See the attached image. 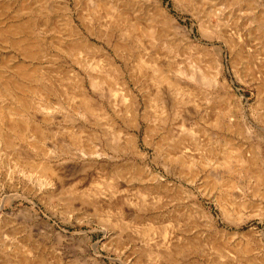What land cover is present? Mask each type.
<instances>
[{
    "label": "rangeland",
    "instance_id": "rangeland-1",
    "mask_svg": "<svg viewBox=\"0 0 264 264\" xmlns=\"http://www.w3.org/2000/svg\"><path fill=\"white\" fill-rule=\"evenodd\" d=\"M153 1L130 0V16H145ZM158 1L183 27L163 44L134 40L136 31L122 38L113 23L117 10H92L87 0H0V109L18 106L17 95L30 106H19L16 116L28 127L24 134L14 128L17 119L2 115L0 121V264H264V186L256 174L264 171V29L246 21L261 1L221 0L227 6L220 15L202 14L197 0ZM69 16L114 57L122 79L97 65L98 57L87 49H60L74 42ZM28 23L46 32L16 30ZM237 28L240 40L234 39ZM218 32L239 47L230 49ZM18 41L34 57H25ZM193 44L207 47V54L200 56ZM214 47L221 49L226 86L196 79L197 89L184 101L168 96L165 83L155 84L149 65L137 69L140 58L147 61L158 51L160 63L192 72L198 62L215 63ZM22 62L42 77L17 83L15 65ZM73 71L100 77L102 90L91 87L88 74L81 90ZM123 78L138 101V125L131 97L128 102L119 86ZM81 91L104 109L96 113L107 115H83ZM39 101L49 108H39ZM183 120L187 130L180 127ZM126 132L135 146L123 138ZM237 156L255 160L256 172ZM43 162L55 172L49 184L44 180L51 172L39 167ZM149 226L154 228L146 235L141 230Z\"/></svg>",
    "mask_w": 264,
    "mask_h": 264
},
{
    "label": "bare ground",
    "instance_id": "bare-ground-1",
    "mask_svg": "<svg viewBox=\"0 0 264 264\" xmlns=\"http://www.w3.org/2000/svg\"><path fill=\"white\" fill-rule=\"evenodd\" d=\"M88 3L92 6V10L94 9H104V10H108L110 8H113L115 10H117V14L114 15V25L115 27L118 26V30H119V33L121 35V37L123 38L124 36H127V33H133L134 31H136L138 34H136V36L131 37L137 41L139 40H143L142 38H148V39H158L162 42V44L165 42V38L166 36L170 35V33H176L178 32L179 33V29H183V27L181 28L179 26V23L177 21V19L171 15L169 13V11L163 7L160 3V1L158 0H154L153 3H151V6L147 9L146 11V15L145 16H141V15H135L134 17L133 16H130V4H129V1H125V0H115L116 3L113 4L110 2V0H87ZM148 1V0H147ZM184 1H188L189 3L192 1V0H184ZM244 0H234V2H243ZM252 1V0H251ZM253 1H261L260 4L262 7L261 9H258V13L256 14V16H253L249 19H247V23L248 24H255L258 28H262L264 29V0H253ZM65 6V5H64ZM133 6V5H131ZM194 6V4H193ZM196 6L199 10V12H201L202 14H210V13H214V14H222V10L225 6H227L226 2H223L221 0H197V3H196ZM26 7V6H25ZM24 7V8H25ZM69 9L68 7H65V9ZM249 8L250 9H253V7L251 5H249ZM255 8H256V4H255ZM73 10V9H72ZM91 12V11H90ZM104 12V11H102ZM83 13V12H82ZM70 14V13H69ZM85 14V13H83ZM139 14V13H138ZM83 15H80L79 17L81 18V20L85 23V17L83 18L82 17ZM145 17L146 20H147V23H145L144 25H141V21H142V18ZM106 20V19H105ZM206 20V19H204ZM88 21V20H87ZM245 21V23H246ZM68 25H69V29H71V33L73 34L74 36V42L72 44H69V46H66V47H60V49L64 50L66 53L70 54L72 51H76V50H79V49H87L89 51H91L94 55H96L98 57V59L96 60V64L98 65H101L104 69H106L110 75L116 77V78H119V79H122L123 75H124V71L122 69V67L120 65H118L115 60H114V57L101 45H98L94 42H91L88 38H86L84 35H83V32L80 30L79 26L77 24H73V19L71 16H69V19H68ZM146 22V21H145ZM92 23V22H91ZM202 23L203 25L205 26V28L209 27V25L207 23H205V21L202 20ZM90 26V25H89ZM45 27V26H44ZM43 26H41V24H38V25H35L33 23H28L26 25H23L21 27H18L16 28L17 31L23 29V30H26L27 32H33V31H37L38 33H41V32H46V27L44 28ZM180 27V28H179ZM242 28L243 25H241ZM255 27V26H254ZM230 28V27H229ZM240 28V27H239ZM239 28H237L238 30L236 31L237 33V38H234V39H238L240 40L242 38V35L239 33ZM231 29V28H230ZM241 29V28H240ZM246 29V28H245ZM252 29V28H251ZM253 30V29H252ZM16 31V32H17ZM205 31V30H204ZM219 31V30H218ZM230 31V30H229ZM227 32V31H226ZM225 32V33H226ZM140 33L144 34L143 36H140ZM220 35V38L230 47V49H235L236 47L238 48L239 45L237 44V40L236 42H234L232 39L233 38H229L228 36H225L227 33L230 34V32H227L226 34L222 33V32H218ZM235 34V33H234ZM135 35V34H134ZM172 35V34H171ZM170 35V36H171ZM228 35V34H227ZM24 36V35H23ZM236 36V35H234ZM136 37V38H135ZM111 36H107L106 39H107V43L110 44L111 42ZM13 39V38H11ZM145 40V39H144ZM48 41V40H47ZM18 46L21 47L23 49V53H24V56L25 57H34L33 52L31 51H27V45H23L21 41H18ZM43 43V42H42ZM112 43V42H111ZM168 43V42H167ZM68 44V43H67ZM201 44V43H200ZM122 45V44H121ZM124 45V44H123ZM195 46V47H194ZM114 50L117 51V49L119 50L120 49V44L119 43H116L114 46ZM200 46L199 45H192L191 48H197L199 49L198 52H199V55L201 56H204L207 54V47H204V48H199ZM217 47V46H216ZM214 47L215 51L217 52L218 56L217 58H215V63L214 62H211L210 65H206L208 67H201V64L200 62H198V64L196 66H193L195 67V70H193L192 72L190 71H187L186 69H183L181 68L180 66L178 65H174V64H170V63H167V64H162L160 63L159 61H157V58L160 57L162 54V52H158V51H154L153 52V55H151L152 57L149 59H147V61L143 60V59H139L138 60V67L137 69L141 70L142 66L143 65H149V67L151 68V73H152V79L153 81L155 82L156 85H160L162 83H165L167 89L164 90V92H167L168 96H169V93L171 94V96L173 95L174 97L177 96L180 98V96H182V100L185 98V100L189 97H191V95H193L195 89H197V84H196V79H207L208 80H211V82H214V83H221L223 86H226V81H225V77L223 75V71H224V61H222V57H221V49L220 48H216ZM50 48V47H49ZM122 50V49H121ZM175 51V50H174ZM173 51V52H174ZM40 52V51H39ZM210 52V51H209ZM243 52V51H242ZM49 53V52H48ZM152 54V53H151ZM176 54V53H175ZM245 55V53H243ZM40 55V54H39ZM166 55V54H165ZM169 55V54H167ZM172 56V55H171ZM253 56V55H252ZM176 57V56H175ZM245 57V56H244ZM255 57V55H254ZM253 57V58H254ZM89 58V57H88ZM236 58L237 60H241L243 59V55L238 51V53L236 54ZM86 59V58H85ZM164 60V59H163ZM26 61V60H25ZM191 61V60H190ZM193 61V60H192ZM206 61V60H205ZM171 62V61H170ZM175 62V61H174ZM173 62V63H174ZM239 62V61H238ZM84 63V62H83ZM172 63V62H171ZM209 63V62H208ZM91 64V63H90ZM195 64V63H194ZM200 64V65H199ZM83 65V64H82ZM86 65V64H85ZM211 66V67H210ZM32 66H30L31 68ZM43 67V66H42ZM48 67V66H47ZM148 67V68H149ZM213 67V70L211 69ZM248 67V65L246 66ZM15 68H16V73H17V78H16V82L18 83V79L19 78H31V77H42L39 75V73H41L39 70H36V69H29L28 66L25 64V62L23 63H16L15 65ZM56 68V67H55ZM79 69V68H78ZM89 69V68H87ZM97 69V68H96ZM249 69V68H248ZM49 70V69H47ZM51 70V69H50ZM66 70L64 67H60L59 69V72L61 71H64ZM86 70V69H85ZM90 71V70H88ZM247 71V70H246ZM92 72V71H91ZM196 72H198V74H196ZM73 76H75V78L77 79L78 81V84H79V87L81 88V90H83L84 86H85V81H86V78H87V74L84 75L82 74L81 72L79 71H73ZM48 75V74H47ZM89 75V81H90V85L91 87L97 91V89H101V83H103V79H101L100 77H97V76H91L90 74ZM133 75V74H132ZM72 76V77H73ZM102 76V75H101ZM47 77V76H46ZM106 77V76H105ZM133 78V77H132ZM54 79V78H53ZM74 79V78H73ZM126 80V79H125ZM123 78V80H120L119 81V86L121 87V90H122V95L127 98H130L131 97V102H132V106H133V112L131 114H133V120H134V123H137V125L139 124V120H138V111H137V107H136V104H137V98L135 96V94L132 92L131 88L129 87L128 83L126 82ZM55 82V81H54ZM57 84V83H56ZM32 85V84H31ZM114 86V85H113ZM164 86V84H163ZM218 86V85H217ZM58 88V86H57ZM111 88V87H110ZM159 88V87H158ZM162 88V87H161ZM227 88V87H226ZM14 89V88H13ZM16 89H20L19 86L16 85ZM42 89V88H41ZM44 89V88H43ZM55 89V88H54ZM163 89V88H162ZM61 90H63L61 88ZM102 90V89H101ZM203 90V89H202ZM55 91V90H54ZM79 91V90H78ZM17 92V91H16ZM64 92V91H63ZM61 91V93H63ZM164 92L163 90H161L159 88V90L156 92L157 96L159 97V101H161V104L162 106H164V103L166 102V98H164ZM159 93V94H158ZM49 94V93H48ZM155 94V95H156ZM161 94H163V96H160ZM23 95V94H22ZM65 95V94H63ZM130 96V97H129ZM156 96V97H157ZM54 97V96H53ZM147 97V96H146ZM155 97V98H156ZM15 99V102L18 104V106L16 105H11V106H7L5 108H2L0 109V121H1V117L2 115H7L10 119H17L18 117L17 116V113L19 111L18 107L21 106L22 110L23 108H27L29 105L26 101H24L23 99H21V96L17 95V97H13ZM128 98H127V101H128ZM151 98V97H150ZM145 100V99H144ZM181 100V101H182ZM130 101V100H129ZM128 101V102H129ZM174 101V100H173ZM184 101V100H183ZM151 102V101H150ZM153 102V101H152ZM169 102V101H168ZM47 103V102H46ZM129 104V103H128ZM139 104V103H138ZM149 104V103H148ZM151 104V103H150ZM33 105V104H32ZM39 105V108L41 109H48L49 108V105L48 104H45V103H38ZM52 105V104H51ZM71 105V104H70ZM81 106H82V114L83 115H86V114H90V113H94L96 110H104L98 103V101L96 100V98H94L92 95L88 94L86 91H81ZM103 106V105H102ZM149 106V105H148ZM156 106V105H155ZM30 107V106H29ZM53 107V106H52ZM117 107V106H116ZM130 107V105H129ZM166 108V106H165ZM55 109V108H54ZM117 110V108H115ZM80 110V109H79ZM151 110V109H150ZM119 111V110H117ZM149 111V110H147ZM80 112V111H79ZM97 112V111H96ZM95 114H98L96 113ZM189 112V111H188ZM101 113V111H100ZM99 113V114H100ZM103 113H105L107 115V113L104 111ZM101 113V115L103 114ZM184 114V113H183ZM187 114V113H186ZM190 114V113H189ZM110 115V113H109ZM113 116V115H112ZM185 116V115H183ZM196 116V115H195ZM85 117V116H84ZM102 117V116H101ZM176 117V116H175ZM189 117V116H188ZM191 117V115H190ZM114 118V116H113ZM112 118V119H113ZM196 118V117H195ZM109 119V118H108ZM115 119V118H114ZM183 119V118H182ZM181 119V120H182ZM192 119V117L190 118ZM110 120V119H109ZM166 120V119H165ZM18 121V124L16 126H14V128L16 129L17 128V131H19L20 133L24 134V130H27V128H25L23 126V123L20 121L19 122V119H17ZM188 121V119H187ZM106 122V121H105ZM188 123V122H187ZM192 123V122H191ZM109 124L111 125V127H113L115 129L116 127V122L114 121H109ZM190 124V123H189ZM10 126V125H9ZM119 126V125H118ZM197 126V125H196ZM180 127L182 130L186 129L187 126H186V122L183 120L182 123L180 124ZM192 127V126H191ZM189 127V128H191ZM199 127V126H198ZM32 130L34 129L33 126H31ZM109 128V127H108ZM113 129V130H114ZM196 129V127H195ZM200 129V128H199ZM122 131V129H120ZM119 130V133H121ZM187 130V129H186ZM194 130V129H193ZM35 132H38L37 129L34 130ZM78 131V130H77ZM85 132V130H84ZM88 132V131H87ZM90 132V131H89ZM195 132V131H194ZM199 132V131H198ZM83 133V132H82ZM81 133V136L83 135ZM91 133V132H90ZM116 133V132H115ZM119 133H117L119 135ZM192 133V132H190ZM96 134V133H95ZM124 134V133H122ZM120 134L122 137L123 135ZM40 135V133L38 134V136ZM92 135V134H91ZM196 135V134H195ZM198 135V134H197ZM215 135V134H214ZM115 136V134H114ZM201 136V135H200ZM199 136V137H200ZM216 136V135H215ZM129 138V140L131 141L132 145L135 146V137L131 134H129L128 132L125 133V136L123 138ZM194 137V136H193ZM220 137V136H219ZM71 138V137H70ZM75 138V136H74ZM78 138V137H77ZM83 138V136H82ZM92 138V136H91ZM195 138V137H194ZM197 138V137H196ZM126 139V138H125ZM188 139V137H187ZM186 139V140H187ZM9 139L7 138V136L4 135V139L3 141H8ZM82 140V139H81ZM124 140V139H123ZM122 140V141H123ZM199 140H202V139H199ZM74 141V140H73ZM126 141V140H125ZM124 141V142H125ZM129 141V142H130ZM188 141V140H187ZM196 141V139H195ZM77 143V140L75 141ZM74 142V143H75ZM83 142V141H82ZM123 142V143H124ZM185 142V141H184ZM189 142V141H188ZM199 142V141H198ZM80 143V141H79ZM77 144L78 147L80 146V144ZM128 143V142H127ZM194 143V142H193ZM225 143V142H224ZM82 144V143H81ZM83 144H85L83 142ZM82 144V145H83ZM90 143H87L85 145H89ZM130 144V143H128ZM197 144V142H196ZM228 144V143H227ZM194 145V144H193ZM84 146V145H83ZM94 146V145H93ZM124 146V145H123ZM125 146L128 147V145L125 143ZM196 146V145H195ZM199 146V145H198ZM203 147V145H201ZM230 147V144L228 145ZM186 147V146H185ZM200 147V146H199ZM233 146H231L232 148ZM86 149V147H84ZM92 148V147H91ZM90 148V149H91ZM193 148V146H192ZM197 148V147H196ZM236 148V147H235ZM234 148V149H235ZM239 148V147H237ZM88 150L89 153H93L94 151L92 150ZM183 149V148H182ZM81 150V149H80ZM87 150V149H86ZM104 150V149H103ZM199 150V149H198ZM222 150V149H221ZM96 151V150H95ZM133 151V150H132ZM184 151V149H183ZM195 151V150H194ZM226 151V150H225ZM83 152V151H82ZM209 152V150L207 151V153ZM86 154V155H90V154ZM96 154L100 153V151L98 152H95ZM214 153V152H213ZM102 154V152L100 153V155ZM206 154V153H205ZM209 154V153H208ZM212 154V153H211ZM219 154V153H218ZM83 155V154H82ZM92 155H95L94 153ZM200 155V154H198ZM196 156V155H195ZM201 156V155H200ZM210 156V154H209ZM208 156V157H209ZM220 156V155H219ZM233 157V156H232ZM231 157V158H232ZM210 158V157H209ZM247 158V157H246ZM237 160L241 161L242 163H247V166L253 171V172H256L255 170V167L254 165L256 164L255 160H245L244 157L242 156H237L236 157ZM228 162L229 160L226 159ZM225 159L222 160V163H224V166L226 167H229V163L226 162ZM92 164V163H90ZM249 164V165H248ZM215 165V164H214ZM142 167V165H140ZM148 166V165H147ZM146 166V167H147ZM41 169L45 170V171H49L51 172L50 176H49V179L47 180H44L45 183H48L50 182V178L52 179L51 175L54 173L55 175V172H53V169L51 168V166L49 164H47V162H43V163H40V166H39ZM140 167V168H141ZM145 167V168H146ZM232 167V166H231ZM35 168V167H34ZM133 168V167H132ZM150 168V167H149ZM261 168H262V164H261ZM55 169V167H54ZM137 169V172H138V167L136 168ZM57 171V169H55ZM141 170V169H140ZM147 170V169H145ZM150 171V169L148 170ZM48 172V173H49ZM58 172V171H57ZM151 172V171H150ZM142 171L139 174H141ZM145 174L146 173H143V177H145ZM259 180H261V183L263 184L264 186V171L262 172H256ZM58 175V173L56 174V176ZM55 176V177H56ZM59 176V175H58ZM54 177V178H55ZM147 177V176H146ZM48 178V176H47ZM57 178V177H56ZM62 178V177H61ZM43 183V181H42ZM51 183V182H50ZM101 216V215H100ZM103 216V215H102ZM154 227L152 226H149V227H146L144 228L143 230V233H145L146 235L150 234L149 231H152ZM154 231V230H153ZM166 231L167 229H161V234H166ZM195 243V242H194ZM218 247V246H217ZM24 260V259H23ZM254 262V261H253ZM27 263V262H26ZM250 263V262H249ZM251 264H255V263H251Z\"/></svg>",
    "mask_w": 264,
    "mask_h": 264
}]
</instances>
